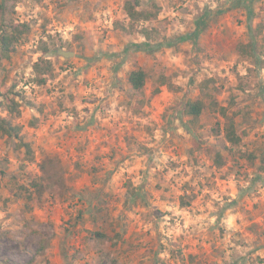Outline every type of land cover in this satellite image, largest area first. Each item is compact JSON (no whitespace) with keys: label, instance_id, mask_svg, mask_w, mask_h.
Masks as SVG:
<instances>
[{"label":"rangeland","instance_id":"374dc122","mask_svg":"<svg viewBox=\"0 0 264 264\" xmlns=\"http://www.w3.org/2000/svg\"><path fill=\"white\" fill-rule=\"evenodd\" d=\"M144 1L158 19L127 33L125 0H0L31 26L0 54V116L34 149L0 134V264H264V0ZM252 41L257 63L238 52ZM42 56L55 73L39 85ZM138 67L143 91L128 81ZM197 98L207 106L192 118ZM219 107L239 145L223 146ZM29 176L40 197L16 195Z\"/></svg>","mask_w":264,"mask_h":264},{"label":"trees","instance_id":"16d2710c","mask_svg":"<svg viewBox=\"0 0 264 264\" xmlns=\"http://www.w3.org/2000/svg\"><path fill=\"white\" fill-rule=\"evenodd\" d=\"M146 3L144 0H125L123 9L125 14L129 18V24L120 22L116 24V28L121 29L123 32L130 33L135 29L136 23H152L156 21L158 19L161 7L155 2H151L148 7H145ZM5 10V3L0 2V54L4 57H9L12 53L17 51L18 44L20 43L21 39H23V37L30 32L31 26L27 22L21 23L7 21L5 17ZM151 29L152 28L145 26H142L140 29L141 33L145 38H147V40H149L152 35ZM191 35L197 37L198 31L195 30L192 34L179 37L178 40H186L187 38H190ZM256 45L257 44H255L254 41L247 44L240 43L238 52L239 54L247 56L253 62L257 63L259 55ZM136 46L138 48L143 47L146 51L151 50L152 47L150 42H142L138 45L136 44ZM42 49L45 53L50 51V48L47 45L43 46ZM33 67L36 74L35 80L39 85L46 84L48 78L54 76V64L50 59H47L46 57H40V59L34 63ZM148 76L149 73L145 68L138 67L130 71L128 81L134 90L143 91ZM165 84H170V79L166 75H161L154 91L158 93L161 90V87ZM11 102V111L19 114L20 111L18 109V103L15 102L14 99H11ZM206 106V102L202 98H197L195 100L189 99L185 104L184 113L188 116H191L192 118H198L205 111ZM219 109L221 115L227 118V123L225 124L223 129V136L225 140L223 146L226 148H231L226 145L227 143L231 146L239 145L242 142L245 133L238 131L236 121L234 118L228 117L226 107H219ZM21 130L22 127L19 124H13L9 119L0 116V134L19 138L22 142L19 143L18 146H24L26 148L27 157L32 160L34 158V149L32 147V143L25 141L23 137H21ZM208 150H210V153L214 154V162L216 165L221 166L225 163L224 155L221 153V151H216L214 148H208ZM243 156L248 157V159L251 161H254V159L256 158L255 154L253 153ZM261 160L264 168V155L262 156ZM29 177L31 178V183L20 185L18 187L16 195H27L28 199H33V188H35L38 196L40 197L44 189L43 178L40 176ZM97 234L98 236H102V234L99 232H97Z\"/></svg>","mask_w":264,"mask_h":264},{"label":"water","instance_id":"95a60500","mask_svg":"<svg viewBox=\"0 0 264 264\" xmlns=\"http://www.w3.org/2000/svg\"><path fill=\"white\" fill-rule=\"evenodd\" d=\"M68 52L64 51L63 54H67Z\"/></svg>","mask_w":264,"mask_h":264}]
</instances>
